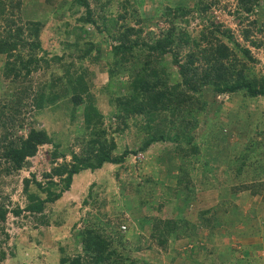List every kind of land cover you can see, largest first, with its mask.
Returning a JSON list of instances; mask_svg holds the SVG:
<instances>
[{"label":"trees","instance_id":"trees-1","mask_svg":"<svg viewBox=\"0 0 264 264\" xmlns=\"http://www.w3.org/2000/svg\"><path fill=\"white\" fill-rule=\"evenodd\" d=\"M24 1L0 0V55L4 57L2 76L7 80L0 98V128L3 130L0 132V159L4 165L2 171H16L36 154L39 146L50 144L52 150H48V155L51 166L49 172H42L44 182L38 181L34 173L22 179L23 208L18 205L7 208L0 203V231L6 213L16 217L25 211L38 224L48 225L43 211L48 203L59 199L62 191L70 187L73 176L82 171L94 174L107 164L121 165L130 156L138 153L147 155L151 145L167 142L170 146L159 151L155 155L159 156L154 158L157 164L166 161L165 168L174 180L173 186L165 187V193L178 192L184 201H188L212 181L215 184L211 182L212 186L217 189L216 202L201 210L197 219L210 226L218 225L216 221H220L222 227L212 228L216 231L221 229L220 232H226L227 236L229 227L234 223L223 220L220 215L225 211L231 212L233 218L242 214V209L236 207V196L239 188L246 185L232 182L226 194L217 188L220 184L215 179L227 173L231 180L241 179V175L248 178L249 182L263 179L264 146L253 147L254 143L250 141L244 151L233 159L225 152V148L220 152L215 146L204 144L208 141L207 137L212 139L217 136L218 132L213 126H208L201 141L190 134L188 128L190 123L196 122L194 109L204 107L205 101L201 97L204 89L214 95L240 94L250 100L264 101V71L258 73L262 67L257 68V71L253 69L258 59L241 42L226 33L228 29L224 33L225 42L216 34L222 31L220 26L211 23L201 36L205 43L198 44L175 23L185 24L195 13H203L208 7L205 0H194L191 5L163 4L155 12L159 19L169 24L165 29L159 28L155 32L140 25L142 0H64L60 4L63 10L56 13L58 16L55 18L59 20L55 19L54 30L62 45L61 49L69 50L48 56L41 49L42 21L23 20L21 17ZM255 1L236 0L235 10L249 14L255 7ZM127 17L133 19V24ZM243 19L245 17H240V21ZM255 24L256 21L249 22L241 30L242 39L255 47L264 46V40L250 38ZM69 35L73 36L72 41L67 39ZM104 43L107 46L105 58H102L101 47ZM84 62H101L105 66L107 82L101 87L103 90L120 82L121 74H127L126 80L120 82L122 91H114L113 97L110 92L108 96V101L111 97L110 113L115 120L114 126L102 125V115L89 102L90 99L95 101V98L86 92L89 70ZM52 64L55 66L51 67ZM39 68L49 70L48 75L38 79L33 86L29 76ZM25 80L28 82L16 89ZM65 97L69 98L62 100ZM60 101L71 108L72 117V108L83 103L82 118L78 119L81 124H76L82 125V130L74 125L73 146L68 145L63 150L59 149V143L51 140L43 126L37 125L33 117V113L35 115L45 107L57 109ZM21 105L24 110L20 108ZM24 128L25 134H20L18 131ZM131 128L136 129L134 134H140L138 143L131 148L123 146L118 150L111 134L115 132L119 137L124 132H130ZM74 146L78 147L77 152L73 150ZM202 154L216 158L207 161ZM67 155L69 159L65 161ZM53 178H57V181ZM209 178L212 180L209 181ZM93 179L88 181L87 191L82 194L83 206L93 207L98 199L91 192V185L98 182L99 178ZM29 184H33L34 189L44 195L40 197L30 191ZM248 187L251 185L245 188ZM260 189L248 190L247 197L256 192L260 193L262 200L259 206L250 208L254 216L240 218L242 228L238 231H249L257 240L252 243L256 244L255 249L264 251V241L258 242L264 239L258 221L264 214H257V211H264V192L258 191ZM178 194L174 193L172 197H178ZM217 213L219 215L214 216ZM84 214L70 227L73 243L80 245V251L75 250L73 255L63 253L58 259L59 264H150L131 257V252L140 250L146 241H149L147 246L155 244L164 251L169 239L173 242L182 235L185 240H193L194 237V234H187L194 224L184 218L142 215L136 219L135 225L141 229L145 225V242L141 245L135 237L132 244L130 241L134 236V228L130 224L127 230L121 231L118 226H112L110 221H94L89 212ZM245 232L246 236L250 235ZM218 236L222 237L221 234ZM74 244L72 247L75 249ZM252 244L247 246L252 247ZM225 248L229 253L235 249L226 244ZM4 258L5 252L0 248V263Z\"/></svg>","mask_w":264,"mask_h":264},{"label":"rangeland","instance_id":"rangeland-1","mask_svg":"<svg viewBox=\"0 0 264 264\" xmlns=\"http://www.w3.org/2000/svg\"><path fill=\"white\" fill-rule=\"evenodd\" d=\"M192 1L194 0H142V4H140L142 13L139 16L140 25L154 32L159 28L165 29L169 22L159 19L155 10L162 8L163 4L169 6L191 5ZM33 2L34 0H25L21 17L23 20L42 21L41 49L45 50L48 56L63 51L68 52L69 48L61 49L62 45L59 43L57 33L54 30V21L55 19L56 21L59 20L55 18L58 16L57 12L62 11L63 8H56L49 14L42 10L36 12L33 8L35 6ZM205 2L208 3V7L203 13L197 15L195 13L185 24L177 21L175 23L179 24L189 34V37L198 44L205 43L201 40V36L209 24L220 26L222 31L216 34L225 42L227 40L224 33L228 29L229 31L226 33L231 34L241 42L249 49L251 55L258 59V63L253 65V69L257 71V68L262 67L261 71L258 70V73L263 72L264 46L255 47L250 45L249 41L242 39L241 30L248 26L249 22L256 21L250 38L264 40V0H256L255 7L249 14L241 10H235L236 0H205ZM242 16L245 19L240 21ZM126 19H130V24H133L132 18L127 17ZM67 39L72 41L73 36L69 35ZM106 46L104 43L101 47L100 57L102 58H105ZM38 54L40 53L38 52ZM3 59V55H0V98L7 84V80L2 76ZM84 65L88 66L87 70H89L86 77L88 81L86 92L91 96L93 94L95 98V101L90 99L89 102L102 115V125L106 127L108 124L116 125L113 115L110 113L111 102L109 101L115 95L114 91L117 93L122 91L123 86L120 82L126 80L127 74H121L120 82H116L103 90L101 87L105 86L107 82L105 66L101 62H84ZM53 66L55 64H52L51 67ZM48 71L39 68L32 72L29 78L33 86L38 79L46 77ZM27 82V80L22 81L16 89L22 88V83L26 84ZM110 92L112 94L108 101ZM201 97L205 104L202 109L198 107L194 109L196 122L192 125L189 124L190 134L200 138L198 140L201 141L204 137L202 135H205V131L208 130V126H213L218 134L212 139L207 137L208 141L206 140L204 144L215 146L219 151L225 148V152L230 154L233 159L244 151V147L250 144V141L254 143L253 147H257V145L264 146V131H262L264 130V101L261 99L250 100L240 94L214 95L207 89H204ZM68 98L65 97L62 100ZM61 101L58 103L57 109L45 107L39 113H35V115L33 113V117L35 116L37 125L39 127L43 126L51 140L59 143V149L63 150L68 145H72L71 143L74 141V125L81 124L78 119L82 118L83 103L72 108L74 111L73 118L70 113L71 108L69 109L65 104H61ZM85 102H87V99ZM20 108L24 110L22 105ZM27 108L30 109L29 106ZM30 112L31 110L26 113V118ZM76 127L78 130H82V125H76ZM131 129L130 132H124L119 137L116 136L115 132L111 134L115 139L118 150L123 146L131 148L138 143L140 134H134L136 129ZM1 131L3 130L0 128ZM25 131L24 128L18 132L24 135ZM169 146L167 142H158L147 149V155L138 153L130 156L121 165H104L101 170L94 172V174H90L88 171L76 174L73 176L70 187L62 191L59 199L53 203H48L45 211H43L48 225L38 224L25 211L20 212V215L16 217L6 213L5 222L1 224L3 228L0 231V248L5 252V258L0 264H59L58 259L63 253L73 255L75 250L80 251V245L73 243L74 238L71 235L70 227L73 222H78L80 218L84 217L86 211L91 214L94 221H110L111 225L118 226L119 230H122L120 225H124V231L128 229V224L133 226L134 232L132 234L134 236L130 241L132 244L135 242V237L139 239L141 245L145 242L143 240L147 236L145 225L142 229L135 225L136 219L142 217V215L163 218L181 217L194 224V228L192 226L187 231V234H194L193 240H185L183 235L179 239H174L173 242L169 239L167 244L164 245V251L155 244L147 246L149 241H146L140 250L131 252V257L137 260H145L150 264H264V251L255 249L256 244H252L254 241L257 242L255 236H251L249 231H244L246 234H250L247 236L244 232L238 231L239 228H242L240 218L254 216L250 208L254 205L259 206L262 200L260 193L254 192L253 195L248 197L245 194L249 192L250 188L256 189L257 187H260L261 189L258 191L263 193L264 177L249 182L250 180L242 175L241 179L231 180L229 173H227L226 176L220 175L219 179H215V182L217 181L216 183L220 184L217 188H221L222 193L226 194H228L232 182L240 184V186L251 185L248 189L245 188L246 186L240 187L236 196L238 197L236 207L242 209V214H238L237 217L233 218L231 212L225 211L224 214L220 215L223 220L234 223L233 226L229 227V233L226 236V232H220L221 229L216 231L212 228L222 227V225H219L220 221H216L218 225L210 226L209 224L204 225L200 222L201 220L198 221L197 219L201 210L209 208L216 202L217 189L211 184L210 179L212 180V178H209L210 182L201 188L198 193H195L193 199L191 198L188 201H184L182 195L178 192L165 193V187L173 186L174 180L168 175V170L165 168L166 161H159V164H157L154 158L159 156H155L159 151ZM50 149L52 150L50 144L39 146L36 154L27 159L28 166L24 165L20 169L9 173L2 171L4 165L0 159V203L7 208L16 205L23 208L25 199L21 191L22 179L28 178L31 173H34L38 181L44 182L42 172H49L51 166L48 155ZM73 150L77 152L78 147L74 146ZM202 157L207 161L216 158L208 154H202ZM68 159V155L65 156L64 160L68 161ZM57 160L60 161L59 158ZM91 175L99 178L98 182L91 185V192L93 195H97L98 199L93 207H88L81 204V199L82 194L87 191L88 181L94 180ZM53 179L57 181V178ZM220 180L222 183H220ZM213 185L215 184L213 183ZM29 186V190L39 194L38 196L44 195L43 192L35 190L33 184H29ZM174 193L179 196L173 198L172 194ZM258 213H261L259 215L262 216L264 211H257ZM218 215L217 213L214 216L217 217ZM223 220H221V223H224ZM218 234L225 236L220 238ZM263 241V238L258 240L259 244ZM248 243L252 244V247L247 246ZM73 244L75 249L72 247ZM225 244L233 246L235 249L229 253L225 248Z\"/></svg>","mask_w":264,"mask_h":264},{"label":"crops","instance_id":"crops-1","mask_svg":"<svg viewBox=\"0 0 264 264\" xmlns=\"http://www.w3.org/2000/svg\"><path fill=\"white\" fill-rule=\"evenodd\" d=\"M24 1V0H23ZM64 0H34L33 5H35L33 8L36 12H39L38 10H42L43 12H47L48 14L52 11H54L56 8L61 7L60 4L63 2ZM36 3V4H35ZM25 6V1H24V5ZM22 6V7H23ZM24 9H22L23 11ZM47 14V15H48ZM246 192V196H247ZM261 198V197H260ZM259 217V216H258ZM258 220V219H257ZM259 222L261 225V232L264 233V217H260L259 218ZM261 234V233H260ZM259 234V235H260Z\"/></svg>","mask_w":264,"mask_h":264},{"label":"clouds","instance_id":"clouds-1","mask_svg":"<svg viewBox=\"0 0 264 264\" xmlns=\"http://www.w3.org/2000/svg\"><path fill=\"white\" fill-rule=\"evenodd\" d=\"M121 226H124V225H120V228H121ZM122 229V228H121ZM124 229H125V227L121 230V231H124Z\"/></svg>","mask_w":264,"mask_h":264},{"label":"water","instance_id":"water-1","mask_svg":"<svg viewBox=\"0 0 264 264\" xmlns=\"http://www.w3.org/2000/svg\"><path fill=\"white\" fill-rule=\"evenodd\" d=\"M28 163H29V162H28V161H26V162H25V165H26V166H28Z\"/></svg>","mask_w":264,"mask_h":264},{"label":"built area","instance_id":"built-area-1","mask_svg":"<svg viewBox=\"0 0 264 264\" xmlns=\"http://www.w3.org/2000/svg\"><path fill=\"white\" fill-rule=\"evenodd\" d=\"M11 215V214H10ZM14 218V217H13ZM121 228L123 229L124 228V226H121Z\"/></svg>","mask_w":264,"mask_h":264}]
</instances>
